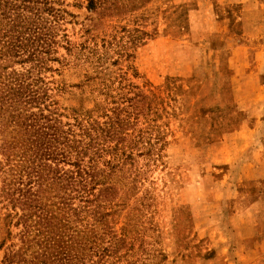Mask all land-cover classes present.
Wrapping results in <instances>:
<instances>
[{"label":"rangeland","instance_id":"1","mask_svg":"<svg viewBox=\"0 0 264 264\" xmlns=\"http://www.w3.org/2000/svg\"><path fill=\"white\" fill-rule=\"evenodd\" d=\"M214 3L0 0V40L16 41L15 18L31 38L0 52V264H264V92L224 77L235 20ZM258 21L264 34V9ZM261 54L246 59L264 83ZM33 113L52 122L63 160L49 162L67 173L43 191L62 232L48 246L46 221L15 201L38 186L3 174L22 160L1 146Z\"/></svg>","mask_w":264,"mask_h":264},{"label":"trees","instance_id":"2","mask_svg":"<svg viewBox=\"0 0 264 264\" xmlns=\"http://www.w3.org/2000/svg\"><path fill=\"white\" fill-rule=\"evenodd\" d=\"M98 3H100V0H88V7L90 9H93ZM23 8L27 7L24 6ZM51 8L53 7H50L49 9ZM48 22H50V25L52 26L53 19L51 20V18H49ZM38 29L40 30L39 32L41 34L42 28L38 27ZM11 31H13L14 33L18 32L17 35L15 34L16 41L1 39L0 41L2 42V45L0 47V52L3 54L9 53L10 51H15L16 54H20V52L22 54L26 53V46L29 44L31 38L24 37L25 31H22V29L19 28L16 23V18L13 19V26ZM38 39L42 38L38 37ZM26 40L28 42H26ZM46 44H48L47 39ZM19 85L21 91H23L26 87L25 81H23V79L20 80ZM35 98L36 97H34V100ZM38 106L41 108V104H38ZM32 115L33 118H31V121L28 120L27 116L24 117V131L20 135H15L12 141L10 138H8L10 140H6L1 146L8 159L13 158V156L17 157L20 155L22 160L21 163L18 162L17 164H14L11 160H8V168L4 170L3 174L5 177L4 182L6 183V186H9L10 183H35L38 186L37 191H33L30 187L27 192L22 195L23 197H18L15 199V201L20 202L24 206L26 214H24L22 218L25 219V221L29 220V215L27 213H31L32 211L33 215H37L38 218H40L39 223H41V221H46V225H44L46 229V236L41 237L38 234H36V236H38L39 240H41L46 244V246H48L59 235H61L62 232H60L57 236L53 235V227L49 220L52 218H56L59 214L57 213V211H53L51 203H48L44 200L43 191L45 188L48 189L55 183H61L60 179L65 178L67 173L60 174V169L54 168L52 164H50L51 162H49L55 161L58 164L61 160H63V158L59 156L60 153L58 149L54 146V141L56 140V136L58 135H55L51 132V128L53 127L51 125L52 122L48 121L49 118L43 113H40L39 115L33 113ZM43 118H46V120H44ZM41 120H44L43 124H40ZM13 149L17 150L18 153H12ZM35 154L37 159L35 158ZM30 161H32L31 165L24 166V164ZM23 190L24 189H20V192ZM15 191L16 189H14L13 192L9 193L14 194L16 193ZM61 222H63L64 225L68 223L67 221ZM58 227L59 226H57L56 228ZM29 230L30 227L26 226V229L24 230L25 233L23 235L27 236L29 234ZM61 231H67V229ZM48 233L50 234V236L47 235ZM72 233H76V235H79V233L75 231H72L71 234ZM71 234L68 235V237H70L67 240L68 242L69 240L75 239L76 237V235ZM63 235L66 236V234ZM64 236L62 238L60 237V239H63ZM60 239L59 241H61ZM15 256V254H7L6 264H22L21 261L16 260Z\"/></svg>","mask_w":264,"mask_h":264},{"label":"crops","instance_id":"3","mask_svg":"<svg viewBox=\"0 0 264 264\" xmlns=\"http://www.w3.org/2000/svg\"><path fill=\"white\" fill-rule=\"evenodd\" d=\"M244 1L245 0H242L240 4L238 0H216V3H214V16L223 20L233 16L235 20L231 28L232 36L234 37L232 39L233 43L226 46L222 55L223 62L228 69V73L225 74L224 77L229 75H235L236 77L241 76L243 81L251 78L255 85V91L261 94L264 92V83L261 81L260 77L261 71H258L256 68L253 69V67L252 70H249L250 67L248 66L246 53L252 51L254 55L258 56V59L256 58L254 63L261 60L260 56L264 49V34L258 21V12L264 9V3L256 1L259 5L256 3V8H253L247 7ZM194 2H198L199 6H201L202 3L204 4L205 0H193V3ZM237 6L238 8L236 10ZM261 66V68L264 67V60ZM257 67H259V62L257 63ZM258 77L260 79L257 83ZM262 97L263 96H260V99Z\"/></svg>","mask_w":264,"mask_h":264}]
</instances>
